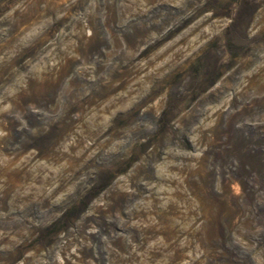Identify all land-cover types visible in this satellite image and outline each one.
Wrapping results in <instances>:
<instances>
[{"label":"rangeland","instance_id":"rangeland-1","mask_svg":"<svg viewBox=\"0 0 264 264\" xmlns=\"http://www.w3.org/2000/svg\"><path fill=\"white\" fill-rule=\"evenodd\" d=\"M0 30V88L36 65L0 264H264V0H0Z\"/></svg>","mask_w":264,"mask_h":264},{"label":"clouds","instance_id":"clouds-1","mask_svg":"<svg viewBox=\"0 0 264 264\" xmlns=\"http://www.w3.org/2000/svg\"><path fill=\"white\" fill-rule=\"evenodd\" d=\"M2 31V30H0ZM37 34V30L34 29L32 32L27 33V36L24 39L32 37ZM27 64V61L25 62ZM36 70V65H32L26 71H20L18 75L15 76L14 84L8 88H0V116L11 115L13 114V103L10 102L13 97H15L21 89L27 87L26 77H29L30 73ZM5 71V55L3 53L2 47H0V75H3ZM15 71V69H13ZM18 86V87H17ZM15 118L20 121L21 128L27 129L28 125L23 120L19 112L15 113ZM31 132L32 130L29 129ZM7 133L3 130H0V138H3ZM65 151H67V145H65ZM71 191V190H69ZM0 236H3V233L0 232ZM6 246H0V252L4 251Z\"/></svg>","mask_w":264,"mask_h":264}]
</instances>
